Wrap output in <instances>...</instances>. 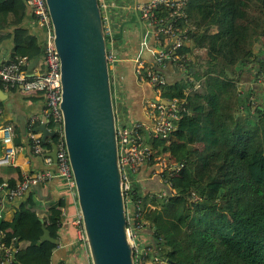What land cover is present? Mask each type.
<instances>
[{
    "label": "trees",
    "instance_id": "obj_1",
    "mask_svg": "<svg viewBox=\"0 0 264 264\" xmlns=\"http://www.w3.org/2000/svg\"><path fill=\"white\" fill-rule=\"evenodd\" d=\"M25 8V0H0V44L7 38L2 33L11 11ZM187 18L189 43L177 51L189 59L186 72L178 83H167L162 98H185L188 114L168 138L150 144L155 158L184 151L183 167L173 175L161 172L155 160L145 164L161 182L157 201L136 185L142 166L125 197L126 215L141 216L138 241L149 250L150 264H264V0H190ZM20 33L28 59L40 57L41 46ZM209 75L223 80L215 113L213 106L205 111L189 82ZM47 127L53 130L51 120ZM35 128H14V145ZM58 140L54 134L41 141L43 157ZM20 179L0 178V187H14ZM9 206L12 218L3 217L0 230L16 240L13 264H51L66 200L42 199L31 192L6 203V211ZM44 230L50 240L37 246Z\"/></svg>",
    "mask_w": 264,
    "mask_h": 264
},
{
    "label": "built area",
    "instance_id": "obj_2",
    "mask_svg": "<svg viewBox=\"0 0 264 264\" xmlns=\"http://www.w3.org/2000/svg\"><path fill=\"white\" fill-rule=\"evenodd\" d=\"M190 0H151L138 7L140 19L151 29L153 40V61L147 63L143 59L134 60V74L139 84L145 83L153 89L154 98L146 102V113L151 119V126L140 123L119 124L116 123V137L118 144L119 166L123 184L124 200L132 188V182L140 168L153 160L158 162L160 171L168 170L175 175L183 167L178 163L168 166L165 160L155 158L149 141L163 140L175 130L183 115L188 114L185 98L166 100L162 98V92L167 85L166 73L171 66L185 73L187 56H178L177 51L189 43V31L192 30L188 18L187 7ZM37 25L44 32L45 50L39 57L43 71L30 76L28 68L31 61L27 56L16 57L14 61L0 63V88L5 91H16L21 94H36L43 100L42 116L51 120L53 132L57 134L55 168L44 170H30L29 162L21 170L20 181L14 187L3 184L0 187V220L4 217L6 203L22 200L31 187H47L52 181L60 180L70 198L74 201L76 212L71 224L77 229L79 240L86 246L82 228V218L77 206L75 183L70 168L62 129V113L60 110L61 83L60 63L54 45L52 23L45 0H25ZM100 6V4H99ZM101 9V6H100ZM102 12V9H101ZM103 18V17H102ZM104 34L106 39V60L109 70L119 61L117 42L112 31L103 18ZM189 82L192 80L189 79ZM187 96V93H185ZM3 109L0 105V142L2 155L0 166L17 167L16 146L13 142V128L1 122ZM35 118L30 125L35 126ZM31 153L42 156L41 135L37 132H29L27 135ZM46 164H53L51 159L44 157ZM130 203V200H128ZM138 210V206H136ZM64 212V211H63ZM64 214V213H63ZM128 238L134 252L135 264H149L148 249L142 247L138 241V231L141 229V216L139 213L127 215ZM16 240L8 237L6 232L0 230V264H13L16 254ZM87 247V246H86ZM87 249V248H86Z\"/></svg>",
    "mask_w": 264,
    "mask_h": 264
},
{
    "label": "water",
    "instance_id": "obj_3",
    "mask_svg": "<svg viewBox=\"0 0 264 264\" xmlns=\"http://www.w3.org/2000/svg\"><path fill=\"white\" fill-rule=\"evenodd\" d=\"M45 1L60 63L63 139L91 264H135L127 232L116 118L99 2ZM26 10L31 15L28 6ZM41 48L44 52V43ZM38 60L39 57L34 58L31 66H36ZM8 97L0 88V102ZM20 127L24 132V121ZM35 131L41 132L43 142L54 135L45 127ZM56 152L53 144L46 155L54 165ZM31 192L46 199L49 188L33 186L27 196ZM48 240L49 234L44 230L37 246Z\"/></svg>",
    "mask_w": 264,
    "mask_h": 264
},
{
    "label": "crops",
    "instance_id": "obj_4",
    "mask_svg": "<svg viewBox=\"0 0 264 264\" xmlns=\"http://www.w3.org/2000/svg\"><path fill=\"white\" fill-rule=\"evenodd\" d=\"M149 1L151 0H98L102 9V17L107 22L117 42L119 61L110 70V81L114 114L116 123L119 124L140 123L147 127L151 126V119L146 113V102L154 98L153 92H151V87L147 84H139L136 81L133 62L136 59H143L147 63H152L153 61L154 44L151 37V29L140 19L138 12V7ZM10 17V24L2 33L7 35V38L0 44V63L14 61L19 56H28V49L23 43L24 38H22L21 31L27 37L35 39L36 44L41 47L45 38L43 30L37 25L32 14H27L26 8L24 12L13 9ZM42 71L43 67L40 60H38L36 66L33 67L30 64L28 68L30 76L42 73ZM199 71L202 70L199 69ZM166 78L168 84H176L182 80L183 76L181 72L170 69L166 73ZM217 82L218 77L213 75L207 77L198 76V79L191 82L193 86L191 91L200 94L201 101L207 112L210 111L212 106L215 108L214 113L217 110L215 105H218L217 97L220 95H217ZM222 82L223 80L221 79L220 88L222 87ZM2 91L9 96L6 101L0 102L3 109L2 123L10 125L13 129L19 128L21 130L20 123L22 121L25 122L26 127L35 118V130L45 127L49 131L47 127L48 120L42 116L44 104L39 95ZM214 94L217 96H214ZM210 102L212 103L210 104ZM37 133L41 135V132ZM147 143L150 145L151 141H147ZM29 146L26 136L16 146L17 167L0 166V178L16 180L17 177L21 176V170L26 162L30 163V170H53L55 168L54 164H46L44 157L33 155ZM197 148L195 151H198ZM168 152L170 159L174 158V160L177 156L184 158L186 154L184 151L178 150ZM1 155L2 147L0 142V158ZM135 182L144 196L155 197L157 201L161 200V197L155 194L159 191L158 187L161 182L159 183L156 177L153 176L148 165L141 168L135 178ZM47 187L49 188L48 199L51 201L66 200L60 239L57 241V250L54 253L51 264L53 262L55 264H91L87 247L79 240L78 231L71 224L76 212V203L70 198L60 180L52 181ZM147 206L154 208L149 203ZM13 212V207L9 206L4 219L10 221Z\"/></svg>",
    "mask_w": 264,
    "mask_h": 264
},
{
    "label": "rangeland",
    "instance_id": "obj_5",
    "mask_svg": "<svg viewBox=\"0 0 264 264\" xmlns=\"http://www.w3.org/2000/svg\"><path fill=\"white\" fill-rule=\"evenodd\" d=\"M260 44H261V47L262 48H264V39H261L260 40ZM260 46V45H259ZM256 51H258L257 49L255 50V52ZM220 84H221V78H219L218 77V82H217V86H216V88H217V90H218V92H217V95H221V88H220ZM239 91H240V89H239ZM216 94H214V96H217ZM220 95L217 97L218 98V103H219V100H220ZM212 103V102H211ZM240 112H243V110H239ZM244 114V113H243ZM146 141H148L149 142V140H148V138H146ZM151 147V146H150ZM198 147V146H197ZM196 152V154H198V151L196 150L195 151ZM168 154H169V152L168 153H166V155L164 156V157H162V158H159L160 160H165V163L168 165V166H173V165H176V164H178V163H180L181 161L180 160H182L183 158L182 157H179V156H177V158L174 160V158H171L170 159V156H168ZM177 160V161H176ZM262 167V166H261ZM150 264V263H149Z\"/></svg>",
    "mask_w": 264,
    "mask_h": 264
}]
</instances>
